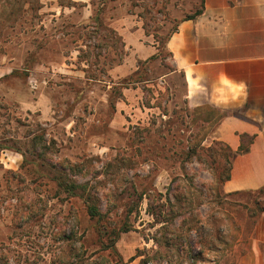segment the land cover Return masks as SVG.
I'll return each mask as SVG.
<instances>
[{
    "label": "rangeland",
    "instance_id": "obj_1",
    "mask_svg": "<svg viewBox=\"0 0 264 264\" xmlns=\"http://www.w3.org/2000/svg\"><path fill=\"white\" fill-rule=\"evenodd\" d=\"M200 5L0 0V264H113L100 225L129 227L127 264L264 261V192H225L228 156L189 151L214 124L167 43ZM59 179L98 196L100 223Z\"/></svg>",
    "mask_w": 264,
    "mask_h": 264
},
{
    "label": "crops",
    "instance_id": "obj_2",
    "mask_svg": "<svg viewBox=\"0 0 264 264\" xmlns=\"http://www.w3.org/2000/svg\"><path fill=\"white\" fill-rule=\"evenodd\" d=\"M167 47L171 74L184 79L188 107L221 114L216 122L202 120L214 124L203 143L250 148L233 158L224 191L259 192L264 187V0H204L202 13L181 20ZM256 258L264 264L261 253Z\"/></svg>",
    "mask_w": 264,
    "mask_h": 264
},
{
    "label": "trees",
    "instance_id": "obj_3",
    "mask_svg": "<svg viewBox=\"0 0 264 264\" xmlns=\"http://www.w3.org/2000/svg\"><path fill=\"white\" fill-rule=\"evenodd\" d=\"M203 7H204V0H201V5L200 8H198L193 14H191L190 16H187L185 19H193L196 16L200 15L203 11ZM211 111L206 110L203 116L204 121H211L213 118H215V122L217 119H219L221 117V114L216 115L210 113ZM213 120V121H214ZM212 122V121H211ZM208 133H204L199 141V146L197 145H193L189 148L190 153L192 152L193 155H196L198 152V147L201 148V144L202 142L206 139ZM246 142V140H245ZM201 143V144H200ZM214 146L216 149V152L219 154L221 152V154H223V156H228V158L226 159L229 162V173L227 174V176L224 178V181H227L231 178V171L233 168V163L230 162V159H233L236 155L238 154H243L249 151V147L248 146H241L237 151H234L231 149V147H229L228 145H226L225 143L221 142V141H214L213 145L210 146V148ZM58 183L61 187H64L65 191L69 192L72 195L75 196H79L80 198L83 199L84 203H85V208H86V212L89 216V218L91 220H97V222L100 223V220L103 219V213L97 203L98 200V196H96L95 194H91L90 192L86 191V188L81 185V184H64L63 181H61L60 179L58 180ZM80 188V192L76 191V188ZM264 192V187L258 192V193H263ZM153 204L149 203V208H152ZM262 211H264V207L262 208ZM153 213H155L154 211H152ZM129 230V227L126 226H121V227H109V226H103L100 225L99 229H98V239L99 242L102 244V251L106 252V255H101V258L103 259H108V257H111L113 261V264H127L126 261H124V258L122 257V255L119 253L118 249H117V242L121 236L122 233L127 232ZM211 249V248H210ZM83 250V249H82ZM86 251V249L84 250ZM84 253L82 251L81 256H84Z\"/></svg>",
    "mask_w": 264,
    "mask_h": 264
}]
</instances>
